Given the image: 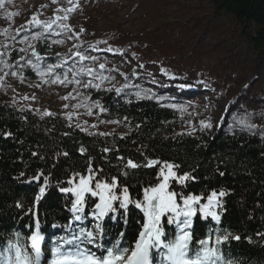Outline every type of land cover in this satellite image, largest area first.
Listing matches in <instances>:
<instances>
[{
  "label": "trees",
  "instance_id": "obj_1",
  "mask_svg": "<svg viewBox=\"0 0 264 264\" xmlns=\"http://www.w3.org/2000/svg\"><path fill=\"white\" fill-rule=\"evenodd\" d=\"M208 2L214 16L229 18L240 37L253 50L264 54V0ZM52 5L51 12L38 17L40 24L29 23L32 16L17 29V34L27 33L25 31L30 27L43 31L30 30L29 34H36L29 45L30 51L23 55L11 50L6 57L9 65L21 64L27 56L32 59L31 68L36 72L41 71L40 66L45 62H48V67L52 65L49 69H62L68 61H54L59 54L50 45L52 39L48 36L69 32L75 44L80 46L77 52L85 58L74 55L79 67L71 71L66 66L65 70L73 76L97 75L95 81L99 83L88 97L98 106V119L112 121L122 126L124 131H94L82 127L74 117L72 122L66 115L41 114L0 100V264H6L7 257L14 254L9 250L10 242L18 243L30 252V237L34 233L45 241L43 254L52 257L58 245L61 251L63 247L67 249L65 253L71 250L75 253L79 249L90 251L97 257L105 255L106 250L117 242L120 247H133L147 223L144 211L137 208L136 203L144 201L145 188L155 187L160 182L163 162L178 165L173 169L177 176L188 173L193 177L183 184L170 181L169 191L178 193V203H183L181 196L194 194L203 197L196 205L197 215L192 218L191 248L198 249L197 241L211 237V246L218 247L222 254L217 264H264V132L254 128L255 125L216 128L206 120L198 125L197 130H181L185 114L175 107L176 99L154 91L159 81L156 75L158 78L160 75L153 67L154 64L160 66L164 81L168 79L169 82V86L160 91L167 93V89L175 90L173 88L177 87L179 94L187 91L183 87L193 85L179 80V77L199 75L195 67L199 60L198 64L193 61L187 64L167 63L165 57H156L154 52H148L154 49L150 40H121L116 29L97 34H86L85 29L75 30L68 21L78 10L79 3L56 0ZM49 23L51 28L46 27ZM63 25L70 27L66 29ZM84 40L86 43L82 45ZM165 40L171 42L167 35ZM89 46L94 48V54L87 58L83 49ZM103 48L116 52L126 64H134L107 91L98 88L118 70L116 63L108 67L98 59ZM33 52L39 59L32 57ZM101 64L105 65L103 69ZM88 69L94 70L91 75ZM178 70H181L180 76L175 73ZM144 91L146 95H143ZM105 148L110 151L105 152ZM81 149H84L83 153ZM129 159L141 167L126 168ZM153 160L161 163L143 166ZM89 167L94 173L93 188L96 181L110 182L112 177H116L120 182L116 193L119 195L122 188L128 186L133 202L126 208H121L119 201L114 202L113 211L98 217L95 204L99 198L88 193L83 211L74 212L75 196L60 189L74 187L79 181L75 174L87 176ZM125 172L127 176L123 175ZM70 180L74 183H69ZM42 187L45 191L41 196ZM214 191L225 193L219 197L221 206L212 209L219 213V222L211 216L204 218L199 211ZM38 196L41 197L39 200ZM77 215L81 217L79 221L75 219ZM172 216L168 213L161 218V227L168 240H173L179 232L176 224L167 223ZM88 231L95 236L93 243L85 238ZM225 235L228 239L215 245L216 237ZM237 236L239 239L234 238ZM73 237L80 239L73 240ZM152 258L154 264H162L155 250Z\"/></svg>",
  "mask_w": 264,
  "mask_h": 264
},
{
  "label": "rangeland",
  "instance_id": "obj_2",
  "mask_svg": "<svg viewBox=\"0 0 264 264\" xmlns=\"http://www.w3.org/2000/svg\"><path fill=\"white\" fill-rule=\"evenodd\" d=\"M52 2L54 0H0V100L41 114L50 112L66 115L72 122L75 118L86 129L122 133V126L98 119V106L88 97L99 83L95 81L97 75L73 76L65 70L66 66L71 71L74 67H79L74 55L80 46L75 44L69 32L66 35L58 33L48 36L52 39L50 45L59 54L54 61H68L62 69L49 71L52 65L47 69L49 64L45 62L42 68L40 66L41 71L36 72L31 68L32 59L27 56L21 64L10 68L5 58L7 54L14 49L23 55L28 53L29 45L36 35L29 34L32 28H27V33L20 34L16 33L17 29L35 12L38 17L51 12ZM73 2L79 3V8L70 16L68 24L75 30L85 29L86 34H97L116 29L120 32L121 40H150L154 49L148 52H154L156 57H165L167 63L187 64L193 61L198 64L199 60V65L195 66L199 75L182 77L179 74L181 70L175 72L180 76L179 80L193 83L190 87H183L187 91L179 94L177 87L173 88L175 90L167 89V93L160 91L168 87L169 82L168 79L164 81L160 66L154 64L153 67L157 69L156 74L160 75L159 78L156 75L159 81L154 86V91L176 99L175 107L185 114L181 130H197L198 125L206 120L216 128L223 125L230 129L239 125H255L254 128L264 132V54L253 50L240 37L229 18L214 16L208 0ZM42 5L46 7H41ZM32 30L37 33L43 31L37 27ZM165 35L170 43L165 42ZM85 43L84 40L82 45ZM83 50L86 57L94 54V48L90 46ZM33 53L32 57H37ZM99 57L108 67L116 63L118 70L103 81L98 88L102 91H107L116 84L121 74L134 66L126 64L113 50L104 49ZM146 94L144 91L143 95ZM179 95L191 98L184 101ZM39 264L46 263L39 261Z\"/></svg>",
  "mask_w": 264,
  "mask_h": 264
},
{
  "label": "snow or ice",
  "instance_id": "obj_3",
  "mask_svg": "<svg viewBox=\"0 0 264 264\" xmlns=\"http://www.w3.org/2000/svg\"><path fill=\"white\" fill-rule=\"evenodd\" d=\"M41 7H46V5H42ZM69 11H71V9H69ZM66 18L67 17H64V19ZM54 22L55 21H53V23ZM29 23L40 24L41 21L39 20L38 15H33ZM51 26L50 23L46 25L48 28H51ZM63 27L68 29L70 26L63 25ZM81 31H83V29ZM104 43H106V41ZM21 51H23V49H21ZM75 55L80 56L81 59L85 58L79 52L75 53ZM37 58L39 59V57ZM104 67L105 65H100L101 69ZM49 71H51V69H49ZM93 71V69L87 70L89 75H91ZM13 75H15V73H13ZM87 86L88 85H85V87ZM68 98L69 97H64V99ZM46 114L51 115V113ZM208 126L210 127V125ZM83 151L84 149H81L82 153ZM104 151L108 152L110 149L105 148ZM65 155H67V153H65ZM120 159H123V157ZM159 163L161 162L153 160L148 161V163L143 166L152 167ZM125 167L136 169L141 167V165L129 159ZM178 167V165L163 162V166L159 173L160 182L155 187L145 188L144 201L136 203V207L141 208L144 211L147 223L143 225V230L139 233L133 247H120L119 242H117L112 248L106 250L105 255L97 257L90 251L79 249L75 253H63L61 252V247L58 245L53 250L52 254L55 259L52 260L51 264H154L152 258L154 250L160 255L162 264H217V262L222 259V254L218 247L211 246L213 244L211 237H206L205 239L197 241L200 246L198 249L193 250L191 248L193 238L191 232L193 224L192 218L197 215L196 205L200 204L203 197L190 194L187 196H181L183 201L182 205L177 202L178 193L175 191H169L170 181L176 180L183 184L186 180L193 179L188 173H185L182 176H177L173 169ZM100 171H102V169ZM88 173L87 176H82L79 173H76L75 177H79L78 183H76L74 187L60 189L64 193H72L75 196V201L72 204V210L74 212L83 211L85 195L88 193L93 197L99 198V202L95 204V209L98 210V217L106 216L110 211H113L114 202L119 201L121 208H126L129 203L133 202L129 196L128 186H124L119 195L116 193L115 190L120 187V182L116 177H112L110 182L96 181L95 187L93 188L92 181L94 180V173L91 167H89ZM123 175L127 176L128 173L125 172ZM69 183H74V180H70ZM44 191L45 189L42 187L40 189L41 196ZM224 195L225 193L223 191L219 193L214 191L211 193L207 198L208 203L199 208V211L203 214L204 218L211 216L213 220L219 222V213L212 209L214 206H221L219 197H223ZM40 198L41 197L38 196L37 200ZM168 213H172L173 216L168 219L167 223L176 224L179 229L178 234L173 240L167 239L166 233L161 227V218ZM181 217H183L182 220L180 219ZM75 219L79 221L81 217L77 215ZM85 238L89 243H93L95 240V236L91 231L86 233ZM234 238L239 239L238 236ZM40 239L38 233H34L30 237L31 249L34 250V254L22 248L18 243L12 244L10 242L9 250L14 251V254L7 257L6 264H39L41 258L39 248ZM78 239L80 238L73 237V240ZM227 239V235L223 237L217 236L215 245H220ZM64 243H71V241H64ZM226 264H230V262H226Z\"/></svg>",
  "mask_w": 264,
  "mask_h": 264
},
{
  "label": "bare ground",
  "instance_id": "obj_4",
  "mask_svg": "<svg viewBox=\"0 0 264 264\" xmlns=\"http://www.w3.org/2000/svg\"><path fill=\"white\" fill-rule=\"evenodd\" d=\"M26 108V107H25ZM98 249V248H97Z\"/></svg>",
  "mask_w": 264,
  "mask_h": 264
}]
</instances>
